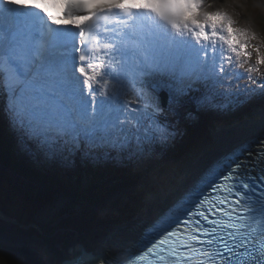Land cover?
<instances>
[{"label": "snow or ice", "instance_id": "1", "mask_svg": "<svg viewBox=\"0 0 264 264\" xmlns=\"http://www.w3.org/2000/svg\"><path fill=\"white\" fill-rule=\"evenodd\" d=\"M127 4L64 0L73 31L52 27L49 0H0V112L10 130L49 150L140 141L156 130L158 92L179 105L198 85L231 89L235 79L239 88L244 77L222 46L247 56L241 38L248 34L226 14L201 21L199 0ZM97 14L116 25L102 37L83 27ZM247 80L264 96V82ZM210 175L186 207L162 213L131 247L80 264H264V135L227 154Z\"/></svg>", "mask_w": 264, "mask_h": 264}, {"label": "rangeland", "instance_id": "2", "mask_svg": "<svg viewBox=\"0 0 264 264\" xmlns=\"http://www.w3.org/2000/svg\"><path fill=\"white\" fill-rule=\"evenodd\" d=\"M249 1L251 2L250 6L243 0H199L200 7L198 8V18L201 19V21L205 14L221 12L234 21L236 24V26L234 25V29L248 34L247 37L241 38V43L245 45L242 51L246 52L248 54L247 56L241 55L237 57L235 53L229 52L232 56L233 69H237L239 72L248 73V75H243L244 79H240L238 81L239 88L235 87V84L237 83L236 80H234L233 87L231 89H225L217 86L216 88L218 89V92L216 96L213 95L215 94L214 88H211L212 91L209 92L212 96L208 94V98L203 100L204 104H200L199 114L194 121L196 119H201V117H206L208 120L212 121V123L209 122L210 127L206 128V136L204 138L202 136L199 137V139L192 144V147L180 156L181 160L179 162H175L176 157L172 159L170 158L171 160L169 159V161L164 164L167 169L155 170L156 174L154 175L150 174L146 177L144 175V180H142L140 184L144 188L141 189L140 192H135L132 187L122 188L117 191V189L114 188V184L111 182L109 183V181L101 183L94 182V184H96L97 191L92 192L91 195L101 197L104 200L108 211L105 214H102L99 209L90 211L95 214L96 220H89L90 215L82 212V208L86 205L84 200H77L76 202H73L74 199L64 194L62 191L61 194H58L59 192H57V190L56 194L54 193L52 196V200H50L51 202H45L43 205L42 203L39 205L32 202L31 198H33L34 195V192H32L30 198L24 196L25 198L23 197V199H21L22 204L20 205L18 203L15 204L14 202H11L8 198L13 197L12 192L19 194L17 191H12L13 189L11 187L3 189V194L0 193L2 199L0 201V205L4 202L5 206H1L7 210V213H13L17 219L24 222L23 226H25L19 227L13 225V223L11 224L0 220V246L8 248L7 254L9 256L10 263L38 264L39 262V264H63L64 260H70L72 258L71 251L73 248H76V246L78 247L83 244L89 245V249L92 250L98 245L99 241L107 233L110 226L113 224L120 225L123 222L131 220L138 211L145 207L146 199L149 196L168 188L173 182L175 176L183 171V168L186 167L193 155L210 143L211 134L217 128L216 124H221V122H219V118H216L215 121H213L214 119L212 120L213 114L210 109L216 108V99H218V103H222L223 101L220 110L224 111L225 117L222 119V123L233 124L235 121L232 119L233 117L237 120L243 121V118H246L245 116L247 115L252 117L255 116L252 111H255V108L258 106H254L251 111L249 102L254 101L256 96H260L262 99H264V96L259 95L261 89L257 88L256 85L251 84L247 80V77H256L255 80L258 82H264V64H256L258 57L264 56V0ZM249 7L250 9H255L253 15L255 14L257 16L259 21L257 23L258 25H255V22L250 18V16H252L251 12L249 10L248 12L246 11ZM189 18L191 19L192 17L190 16ZM222 47L226 51V47ZM257 50H259V52H257ZM239 60L241 62H239ZM241 65L243 66L241 67ZM249 67L258 68L259 71L249 73L247 71ZM243 84H246V86ZM254 88L256 89L255 93L252 92V89ZM227 97L233 99H228ZM156 103H158L157 100ZM259 104V107L264 108V101ZM2 117L6 121L3 112ZM232 120L233 122H231ZM6 123L8 122L6 121ZM159 126L160 124L157 123L156 128ZM191 136L192 139L197 137V135L194 134ZM14 137L15 139L13 140L15 142L16 139H20L22 137V133L19 132L14 134ZM174 137L170 139L166 132H161L157 135V137L153 134L150 135L148 139L140 141L132 138L129 142L123 144L112 145L92 143L86 146L83 144V146L86 149H89L91 153H86L80 144L75 147L73 146L72 148L67 146L61 147L63 149V155L69 154V152L66 151L67 147V149L71 150L79 149L81 152L86 153V155L91 154V156H100L101 161L96 160L98 162L100 161L99 163L92 160L96 167L99 166V169H105L109 167V165H114L115 163L116 165L114 166L123 164L119 165L118 169H120L121 166L127 167L126 164L128 162L130 165L140 164L144 166L143 162H145L146 159H155L158 161L160 159V153L157 151L158 146L161 147L164 142L168 146L179 145L180 143L183 144L185 142V140L183 141L182 132ZM166 139H168L167 142L164 141ZM169 140H171V142H169ZM36 145L39 146L40 149H44V152L47 154L45 146ZM20 147L24 148V145ZM60 157L61 155L56 154V160H61ZM69 168L75 169L73 165H70ZM2 169L7 174L8 178H10L11 182L17 183V190L21 189L19 191L22 196L24 194L29 195V190L27 188L29 181H26L21 178V176L10 170L6 172L4 168ZM75 172V170L71 171L72 174H75ZM33 186L41 188L38 184H33ZM66 207L71 210V212L66 214L64 217H60L59 212L61 208L63 209ZM82 216H85L86 218H83ZM8 218L16 221L15 218L9 216ZM61 218H67L68 220L74 219L76 222L73 221L69 223L64 221L61 223V227L77 229L80 234H74V236H72V231L70 232L65 229H56L54 231V227L57 225L59 220H62ZM81 221L89 225L90 229L85 231V228L83 227L78 228L76 224ZM61 242H63V245Z\"/></svg>", "mask_w": 264, "mask_h": 264}, {"label": "trees", "instance_id": "3", "mask_svg": "<svg viewBox=\"0 0 264 264\" xmlns=\"http://www.w3.org/2000/svg\"><path fill=\"white\" fill-rule=\"evenodd\" d=\"M243 1H246L249 6L251 5L249 0ZM248 10L252 15L250 18L256 25L259 21L257 16L255 14L253 15L255 9H250L249 7L246 11L248 12ZM200 103L201 100L198 101L194 93H189L188 96L182 99V102L179 105L171 104L168 99L166 108H160L157 121L160 126L156 128L153 133L157 137L161 132H166L167 136L172 139L174 136H177L182 132L183 141L185 140V142L173 146H168L164 142L161 147H157V151L160 153V159L158 161L155 159L146 160L144 166L140 164L130 165L128 162L126 164L127 167L121 166L120 169H118V165L123 164H118L117 166L109 165V167L105 169H99V166L96 167L92 161L84 163L79 156L74 158L69 157L70 155L67 159L65 158V165L61 166L55 159H52L51 156H39L38 153L32 149L30 142H27V145H25L24 148L20 147L14 142L13 136L11 135L12 131L9 130L6 122L3 119H0V193L3 194V189L11 187L13 189L12 191H17L19 194L12 192L13 197L8 198L11 202L21 205V199H23L24 196L30 198L31 193L34 192L33 198H31L32 202L39 205L42 203L43 205L45 202L50 203L55 190L59 189L63 191L64 194L72 197V199H74L73 202L84 200L86 205L82 208V212L90 215V218L88 217L89 220H96L95 214L90 211L99 209L102 214H105L108 211L106 209V204L101 197L91 195L92 192L97 191L94 182L101 183L109 181V183L111 182L114 184V188H116L117 191L122 188L134 187L133 190H135V192H140L141 189L144 188L140 185L141 181L144 180V175L145 177L150 174L154 175L155 170L167 169L164 164L169 161L170 158L172 159L176 157L175 162H179L181 160L180 156L191 148L192 144L195 143L199 137L202 136L204 138L206 136V128L210 127V121L206 117H201V119H196L194 121L199 114ZM192 134L197 135V137L192 139ZM164 141L167 142L168 139ZM169 142H171V140H169ZM94 162L99 163L98 161ZM69 165H73L76 168L78 171L77 174L71 173L72 169L68 168ZM2 168L10 170L29 181L30 183H28L27 187L29 195L24 194L22 196L19 191L21 189L17 190V183L11 182L10 178H8ZM33 184H38L41 188L35 187ZM1 200L0 196V201ZM1 205H4V202ZM1 205L0 209L6 216L15 218V220L21 225L24 224V222L17 219L13 213H7V210ZM69 212H71V210L67 209V207L63 209L61 208L59 212L60 217L66 216ZM82 217L86 218L85 216ZM61 219L62 220H59L54 227V231L56 229H65L70 232L72 231V236H74V234H80L77 229L61 227V223L64 221L69 223L73 221L76 222L74 219ZM76 225L78 228H85V231L90 229L89 225L83 223V221L80 223L77 222ZM61 243L63 245V242ZM7 249V247L0 246V264H15L14 262L10 263Z\"/></svg>", "mask_w": 264, "mask_h": 264}, {"label": "bare ground", "instance_id": "4", "mask_svg": "<svg viewBox=\"0 0 264 264\" xmlns=\"http://www.w3.org/2000/svg\"><path fill=\"white\" fill-rule=\"evenodd\" d=\"M132 1L134 0H128V3ZM234 25L236 26L233 21V28H235ZM225 47L227 51L225 52L230 55V50L227 49V46ZM239 62L241 61L239 60ZM233 71L236 74L239 73V75L241 76L248 75V73L239 72L237 69H233ZM253 78L255 79L256 77ZM234 80L235 79L232 80V84ZM243 85L246 86V84ZM211 88L213 87H204L203 85H198L192 91L196 95V99L198 101H202L208 98V94L211 95ZM214 90L215 94H212L216 96L218 89L215 87ZM216 100V108L210 109L211 113L213 114L212 120L214 119L213 121H215L216 118H219V122H221V124H216L217 128L211 134L210 143L198 150L197 153L193 155L192 159L189 160L186 167L183 168V171L175 176L173 182L168 188L163 191H159L152 196H149L146 199L145 207L138 211L131 220L123 222L120 225L113 224L112 226H110L107 230V233L102 237L98 245L92 250L89 249V245L83 244L82 246L85 252L89 251L93 256H110L119 252L125 247L126 244H129L132 240H134V238L140 233V229H142L145 224L157 218V216L165 208L171 205L212 162L222 157L230 150L242 144L253 142L257 138L264 135V108L259 107V103L263 102L264 99H262L260 96H256V99L254 101L249 102L251 111L253 110L254 106H258L257 108H255V111H252L255 116L252 117L247 115L245 116L246 118H243L244 120L242 119L243 121L237 120L233 117L232 119L236 121L233 122L232 120L231 122H233V124L222 123V119L225 117L224 111L220 110L223 101L222 103H218V99ZM89 144L92 143L90 142ZM84 145L86 146L88 144ZM45 149L47 151H51L48 148ZM4 170L8 172V170H6L5 168ZM21 178L25 179L24 177ZM206 184H204V186H206ZM56 191L57 190H55V194ZM57 192H59L58 194H61V191L58 190ZM76 248L74 249L76 250Z\"/></svg>", "mask_w": 264, "mask_h": 264}, {"label": "water", "instance_id": "5", "mask_svg": "<svg viewBox=\"0 0 264 264\" xmlns=\"http://www.w3.org/2000/svg\"><path fill=\"white\" fill-rule=\"evenodd\" d=\"M160 102H161L162 106L166 105V97L164 94L160 95ZM0 220L3 222L11 223V224L13 223V225H15V226L25 227V226L19 224L17 221L9 219L8 216H6L2 211H0ZM127 246H128V244H126L124 248H127ZM72 250H73V251H71L72 258L70 259L69 262L64 261L63 264H72V263L73 264H80L82 259L94 257L90 253L85 252L81 245H79L76 248V250L74 248Z\"/></svg>", "mask_w": 264, "mask_h": 264}]
</instances>
